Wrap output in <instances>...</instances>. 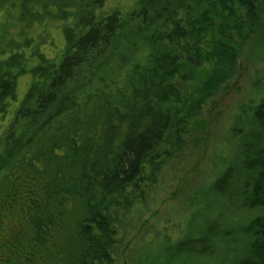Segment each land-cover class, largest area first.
Instances as JSON below:
<instances>
[{"label": "trees", "instance_id": "trees-1", "mask_svg": "<svg viewBox=\"0 0 264 264\" xmlns=\"http://www.w3.org/2000/svg\"><path fill=\"white\" fill-rule=\"evenodd\" d=\"M58 24L60 57L46 49ZM262 52L261 0H0V264H118L185 137ZM257 104L230 128L250 139L242 166L205 192L221 206L166 225L127 264H264V214L244 216L264 210Z\"/></svg>", "mask_w": 264, "mask_h": 264}, {"label": "rangeland", "instance_id": "rangeland-1", "mask_svg": "<svg viewBox=\"0 0 264 264\" xmlns=\"http://www.w3.org/2000/svg\"><path fill=\"white\" fill-rule=\"evenodd\" d=\"M138 1L106 0V7L129 12ZM261 3L264 4L262 0ZM62 26L63 24H58L52 27L54 31L51 34L55 37L53 38L56 44L54 52L46 48L56 57L63 54L66 46L63 34L57 29ZM263 80L264 52L255 53L250 57L245 56V72L239 81L229 87L227 95L205 108L200 119L202 121L200 127L204 128V132L185 137L186 141L179 159L170 162L160 176L159 183L154 186L144 208L139 211L138 221L135 222L128 237H125L118 264L130 263L151 252L156 245L158 233L165 230L166 225L188 221L194 215L190 220L193 226L200 224L204 216L206 218L210 216L208 210H202L205 203L215 205V209L221 206V201L207 197L205 192L213 188L228 169L242 166L243 150L250 139H242L240 137L242 133H235L233 138L230 128L239 115L240 106L255 107L264 97ZM30 81V75L20 78L18 88L20 101L25 97ZM263 214L264 210H256L244 216L255 217ZM237 216L239 218L241 214Z\"/></svg>", "mask_w": 264, "mask_h": 264}, {"label": "bare ground", "instance_id": "bare-ground-1", "mask_svg": "<svg viewBox=\"0 0 264 264\" xmlns=\"http://www.w3.org/2000/svg\"><path fill=\"white\" fill-rule=\"evenodd\" d=\"M233 233V232H232Z\"/></svg>", "mask_w": 264, "mask_h": 264}]
</instances>
